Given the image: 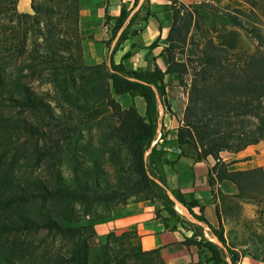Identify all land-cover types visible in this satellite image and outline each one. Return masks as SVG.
I'll use <instances>...</instances> for the list:
<instances>
[{
    "label": "trees",
    "instance_id": "16d2710c",
    "mask_svg": "<svg viewBox=\"0 0 264 264\" xmlns=\"http://www.w3.org/2000/svg\"><path fill=\"white\" fill-rule=\"evenodd\" d=\"M17 2L18 0L12 1V11L20 19H24L26 24L33 22L31 29L38 27V34L43 41L34 43L28 57L32 63L21 64L18 68L19 75L15 77L7 75V57L0 56V89L4 92L1 97L8 101V104H3L23 110V114L14 115L0 107V235L3 238L8 239L9 234H19L22 231L45 230L54 237L74 242L71 257H64L65 261H71L72 264H97L94 259L91 260L90 244L87 242L88 237L85 238V235L96 237L94 226L77 224L89 215L93 206L112 203L120 194L124 198L142 194L139 199L160 200L164 204L163 209L169 212V216H162V220L166 227H170L169 222L176 215L174 201L156 179L165 184L164 177L156 175L151 169L156 163L159 166L171 163L166 157L167 151L158 147V143L153 144L159 112L156 91L166 108L170 109L166 103L164 80L165 74L169 72H178L182 84L185 74L192 76L188 85L187 107L178 128V139L181 144L196 146L199 160L208 156L215 159L216 163L209 170L210 184L213 186L217 181L230 180L238 187L237 196H243V193L254 187L264 186L262 167L229 170L221 156L223 151L239 152L264 140V40L261 30L256 26L246 27L237 17L229 15L234 25L254 32V37L258 40L257 50L250 51L241 47H232L230 50L211 41L212 50H202L200 56L192 62L190 72L186 62L177 60L176 52L187 43L192 29L204 31V15L193 5L172 0V24L167 35L168 44L164 48L169 59L166 71L158 66L153 70H134L128 69L122 61L116 63L113 59L110 65L106 61L98 64L84 62L78 26L79 0H61L58 6L62 12L71 9L75 20L73 33L66 32V38L57 37L64 33L59 32L57 25L51 21L56 12L54 4L45 0H33L32 12L29 13L19 12ZM62 5H65V9ZM217 8L213 6L216 11ZM128 14L123 7L121 14L115 18L114 32L122 26ZM109 18L111 17L108 16ZM133 20L134 16L128 25ZM41 21H44V27H41ZM127 31V28L123 30L117 44L127 38ZM28 32L27 29L23 41L15 45L17 51L21 52L26 48ZM71 39L75 40L79 51L75 62L71 54L65 56L59 50L61 46L70 50ZM5 44L7 41L4 46L8 47ZM157 44L158 40L150 46L155 47ZM129 54H124V58ZM42 64H45L44 70H52L54 75L61 74L59 69L62 68L69 77V81L62 86L54 79L60 93L57 103L60 112L55 110L44 95L37 93L21 79L25 68L36 69L37 65ZM125 93L144 99V115L135 104L127 108L122 106L117 96ZM79 112L97 116L98 126H105L107 129L104 130L101 144L112 142L111 146L116 147L113 153L128 161L127 178L124 180L121 177L117 186L102 188L101 193L96 190L101 186L89 181L90 168L82 165L84 162L80 160L78 152L70 153L71 179L64 177L57 168L61 157L67 155L65 148L72 143L74 134L78 132L72 121L74 116H79ZM100 153L103 155L102 151ZM28 160L31 162L27 163ZM94 163L99 171L106 174L104 162L100 160ZM30 168L32 169L29 170ZM173 193L196 219L206 223L225 242L223 231L214 226L204 214L203 203L195 197L187 201L180 191L175 190ZM212 194L218 198L214 189ZM221 194L229 196L223 192ZM114 208L116 207L112 210ZM111 211L106 215L97 214L90 217V220L107 217ZM216 214L220 221L217 202ZM158 216H161L160 210ZM191 224L201 228L195 223ZM172 227L176 229L177 225ZM128 233L132 232L123 234ZM199 235L201 239H198ZM19 240L15 238V244L9 250L0 247V264H27L24 259L26 253L17 254L18 247L24 251V247L18 244ZM184 243L196 245L198 250L207 248L214 264H227L223 248L204 238L202 232L195 231L185 238ZM229 250L232 261L236 262L237 253ZM148 253H154L159 263L164 264L158 250ZM61 261L63 262L62 259ZM29 264L43 263L34 260ZM98 264L111 262L105 259Z\"/></svg>",
    "mask_w": 264,
    "mask_h": 264
},
{
    "label": "rangeland",
    "instance_id": "374dc122",
    "mask_svg": "<svg viewBox=\"0 0 264 264\" xmlns=\"http://www.w3.org/2000/svg\"><path fill=\"white\" fill-rule=\"evenodd\" d=\"M12 1L13 0H0V56L7 57V75L15 77L19 75L18 68L21 64L29 65L32 63V61L28 59L30 55L29 52L33 49L34 43H41L43 38L38 34V27L31 29L33 22L26 24L24 19H20V17L14 14L11 9ZM32 1L33 0H18V11L31 13ZM45 1L55 5L56 12L53 13L51 21L57 25L59 32L64 33V35L58 34L57 37L66 38V32L72 34L75 28V20L72 17L71 9H66L63 12L62 10L60 11L58 6L61 0ZM218 2V11L215 10L216 12L213 11L211 15H205L204 31L192 29L187 43L176 52L177 60L186 62L190 72L192 71V62H195L194 59L200 56L201 51L212 50L210 46L211 41L219 47L221 46L230 50L232 47H241L250 51L257 50L258 40L254 37V32L234 25L229 15L237 17L246 27L253 28L256 26L261 30L264 40V0H218ZM207 4L211 5L210 3ZM64 6L65 5H62L63 9H65ZM40 25L44 27V21H41ZM27 29L29 30V40L26 41L27 45L24 51L19 52L15 45L19 44V41H23ZM69 37L67 39H69ZM6 41L7 44L5 45L8 47L4 46ZM71 41L72 43L69 45L70 50H66L62 46L59 47V50L64 53L65 56L71 54L75 62L78 59L79 51L75 46V40L71 39ZM43 67H45V64L40 66L37 65L36 69H30V67L25 68L22 72L23 75L21 79L26 81L37 93L44 95L55 110L60 112L57 106L60 93L54 79H57L59 85L62 86V84L69 81V77L63 72L64 70L62 68L59 69L61 74L54 75V71L44 70ZM191 77V74H185L183 76L185 85H189ZM78 81L80 83L79 79ZM2 93L4 92L0 89V107L5 109V111L8 110L9 113L14 115L23 114V110L20 108L4 105L8 104V101L3 100L4 98L1 97ZM124 96L125 95H120L119 98H117L118 101L124 102L126 98ZM140 99L139 106L143 109L145 101L143 98ZM74 117L72 123H74L73 125L78 132L74 134L72 143L65 148L67 155L61 157L58 161L57 168L62 171L64 177L71 179L72 164L69 160L71 157L70 153L78 152L81 155L80 160L84 162L82 165L90 168L89 181L96 186H101L100 188H96L99 193L102 192V188H108L114 185L117 186L121 177H123L124 180L127 178V158H119L113 153L116 147L111 146L112 142H110V144H108L109 142L101 144L104 130L107 129L105 126L101 128L98 126L97 116H87L85 113L80 114L79 112V116ZM260 142L261 144L259 145H261V148L255 145L259 142L249 145L251 147L248 146L249 148L247 150H245V148L239 151V154L234 155L233 158H229V160L234 163L238 162L240 170L255 167H262L264 169V140ZM101 151L103 155L100 153ZM225 154L229 155V153ZM98 155H101V157L98 158ZM166 157L168 160H171L173 156L171 154H166ZM100 160L105 163L103 167L105 168L104 171H106V174L99 171L94 163V161L100 162ZM30 162L31 161L28 160L27 163ZM31 169L32 168L29 170ZM151 169L156 175H163V167L161 165L159 166L158 163L154 164ZM217 186L218 184L215 185L217 189L216 193L218 194L216 202L219 204L221 219L220 221L217 220L215 225L223 231L225 242H222L207 224L204 223L203 226L201 225L202 229L191 224V218L189 219L182 214L176 207L175 202L173 208L176 211V215L173 220L192 230V233L195 231L197 233L202 232L204 238L216 242L223 248L227 264H264V186L254 187L253 190L249 189L246 193L242 194L243 196L236 195L239 190L236 194L223 196ZM142 196V194H139L130 195L128 197L125 196L124 198V195L120 194L112 203L96 204L89 210V215L83 217L77 225H87L86 222L90 217H95L97 214L106 215L113 207H118L125 202L139 199ZM248 196L252 197L249 198ZM166 214L169 215V212L166 211ZM1 222L2 220L0 218V223ZM8 237L9 238L6 239L0 235V247L9 250L10 246L15 244L13 242L15 238H19L18 244L24 247V251L22 252L18 247L17 249L20 253L18 252L17 254L22 253L21 255H23V253H26L24 259L27 261V264L34 260L40 261L43 264H72L71 261H65L64 259V257H71V250L74 248V242L72 240L54 237L45 230L38 232L22 231L19 234H9ZM87 237V242L90 244L91 260L94 259L97 264L103 262L105 259L111 262V264H160L159 260L155 258L154 253H148V251H143L140 248L134 233L116 234L110 232L104 238L98 237V235H96V237L85 235V238ZM198 239H201L200 235ZM229 249L237 253L238 259L236 262L232 261ZM27 255L31 256L27 257ZM201 257L203 264H214V261L211 259V252L207 248L202 249Z\"/></svg>",
    "mask_w": 264,
    "mask_h": 264
},
{
    "label": "crops",
    "instance_id": "0c3cea01",
    "mask_svg": "<svg viewBox=\"0 0 264 264\" xmlns=\"http://www.w3.org/2000/svg\"><path fill=\"white\" fill-rule=\"evenodd\" d=\"M171 1L79 0L78 26L84 62L98 64L106 61L110 65L111 59H113L116 63L122 61L128 69L153 70L158 66L166 71L169 59L164 48L168 44L167 35L172 24ZM179 1L197 7L204 15V19L205 15H211L215 11L213 6H217L219 3L218 0ZM123 7L127 9L128 17L122 26L114 32L115 18L121 14ZM108 16L111 18L108 19ZM133 16L134 20L128 25ZM125 28L128 30L127 38L117 44ZM156 40H158V44L151 47L150 45ZM128 52L129 56L124 58V54ZM164 80L166 103L170 109L166 108L156 91L159 112L157 134L153 144L158 143V147L165 149L167 154H171L173 157H171V163L162 166L165 184L160 179H156L166 188L168 194L174 195L173 191L177 190L184 195L187 201L195 197L200 203H203L205 205L204 214L216 226L218 220L217 200L212 194V189L216 191L215 185L218 184V190L224 194L232 195L238 192V187L230 180L217 181L212 186L209 182V170L216 163L215 159L208 156L206 159L199 160L197 158L199 150L196 146L179 142L178 128L182 124L188 103V84L181 83V76L178 72L166 73ZM154 89L156 90L155 87ZM121 95L126 97L124 102L120 101L123 107L127 108L135 104L138 111L142 115L145 114L146 103L143 105V109L139 106L141 96L133 97L127 93ZM259 144L261 142L255 145L260 147ZM225 153H229V155ZM239 153L229 151L221 153L223 160L229 164V170H240L238 162L234 163L229 160ZM163 207V203L158 199H134L114 208L109 216L93 221L89 219L86 224H92L96 234L101 238L110 232L116 234L134 233L140 248L143 251L158 250L164 264H195L198 262L203 264L202 250H198L196 245L184 243L185 238L193 234L192 230L173 219L169 222L170 227H166L162 216L169 215L166 214ZM158 210H160L161 216H158ZM195 210L198 211L197 208ZM190 220L200 226L204 224L202 221L201 224L198 221H193L194 219ZM175 224L177 225L176 229L172 227Z\"/></svg>",
    "mask_w": 264,
    "mask_h": 264
},
{
    "label": "bare ground",
    "instance_id": "6f19581e",
    "mask_svg": "<svg viewBox=\"0 0 264 264\" xmlns=\"http://www.w3.org/2000/svg\"><path fill=\"white\" fill-rule=\"evenodd\" d=\"M155 141V140H154ZM170 197L173 199V201L176 203V207L179 209V211L184 214L185 216L194 219L197 221V219H195L190 213L189 211L186 209L185 205H183V203H181L176 197H174V195L172 193H169ZM200 222V221H198ZM201 223V222H200ZM202 224V223H201ZM215 237V236H214ZM213 239V238H212Z\"/></svg>",
    "mask_w": 264,
    "mask_h": 264
},
{
    "label": "water",
    "instance_id": "95a60500",
    "mask_svg": "<svg viewBox=\"0 0 264 264\" xmlns=\"http://www.w3.org/2000/svg\"><path fill=\"white\" fill-rule=\"evenodd\" d=\"M150 152V150L147 152V154Z\"/></svg>",
    "mask_w": 264,
    "mask_h": 264
}]
</instances>
